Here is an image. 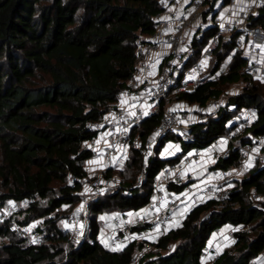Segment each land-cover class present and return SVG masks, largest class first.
I'll use <instances>...</instances> for the list:
<instances>
[{"label": "trees", "instance_id": "1", "mask_svg": "<svg viewBox=\"0 0 264 264\" xmlns=\"http://www.w3.org/2000/svg\"><path fill=\"white\" fill-rule=\"evenodd\" d=\"M159 11V0H0V180L4 185L0 204L11 201L21 206L27 201L12 220L22 226L43 219L46 232L29 246L10 230V221L4 222L0 264H131V256L142 245L107 248L99 241L102 214L109 221L118 213L146 208L156 174L189 148H207L228 130L227 122L237 110L256 106L259 113L250 132L264 135V82L246 84L250 78L240 74L246 59L231 54L234 33L215 50L209 69L213 73L226 68L228 75L180 98L196 107L220 97L224 86L244 82L242 91L227 103L234 109L198 123L192 130L194 145L184 143L182 153L174 157L159 156L165 146V139L160 140L144 169L141 150L131 148L119 172L120 187L90 203L84 239L79 245L72 242L59 221L81 202V181L89 177L86 161L95 156L89 142L99 136L97 125L115 109L135 77L136 50L155 32L153 17ZM249 24L264 29V8ZM212 34L213 30L206 37ZM158 122V116L149 117L133 134L144 142ZM230 156L216 166H239V152ZM113 173L110 168L102 175ZM140 174L143 184L134 187ZM253 193L261 195L259 208L252 203ZM177 223L158 239L148 255L154 257L149 264H264V169L255 166L242 178H234L222 207L218 201H204ZM219 228L236 229L234 246L215 260L201 262L203 248ZM172 244L176 247L169 251Z\"/></svg>", "mask_w": 264, "mask_h": 264}, {"label": "built area", "instance_id": "2", "mask_svg": "<svg viewBox=\"0 0 264 264\" xmlns=\"http://www.w3.org/2000/svg\"><path fill=\"white\" fill-rule=\"evenodd\" d=\"M159 8L161 11L153 17L155 32L136 50L135 77L119 96V100L126 98L131 104L118 105L106 114L97 125L101 128L99 136L89 142L94 155L105 157L110 168H116L119 158L126 159L130 149L135 147L141 150L144 169L160 140L172 137L182 145H194L192 130L198 123L214 120L224 110L231 112L234 109L232 105L227 106L228 102L224 103V96L211 98L194 110L173 108L175 103L181 102L183 94L195 93L197 86L218 82L228 75L226 68L213 73L209 69L215 50L229 41L232 34L237 33L231 54H240L246 59L240 70V74L250 78L246 84L252 86V80L264 82V29L249 24L260 16L264 0H159ZM212 30V36L207 38ZM258 113L256 106L234 112L227 122L228 130L216 136L207 148H189L180 160L166 164L156 174L152 181L151 201L143 213L134 217L130 212H122L111 218V229L106 230V234L112 245L120 248L142 245L131 256V264H149L154 257L148 255L155 250L158 239L166 236L195 206L212 200L222 207L229 200L231 183L237 173L235 168L217 167L220 159H229L232 152L237 151L241 156L240 167L252 158L260 161L259 168L264 169V135L254 136L250 132ZM152 116L159 117L158 126L141 142L140 136L133 132ZM206 151L213 160L208 172L211 179L198 189L187 180L186 173ZM143 181L144 175L140 174L134 187H140ZM81 184L82 212H74L68 221L75 245L81 243L88 228L90 203L120 187L114 176H103L102 172L84 178ZM251 199L259 208L261 195L253 193ZM27 204L24 201L21 206ZM16 206L13 202L8 209L0 211V225L10 221V230L25 239L29 246H35L45 236L44 227L29 231L18 225L12 220L17 213ZM184 209L179 215L178 212ZM235 230H226V235L233 236ZM222 233L219 228L213 236ZM214 253L208 243L201 252V262L211 260Z\"/></svg>", "mask_w": 264, "mask_h": 264}, {"label": "rangeland", "instance_id": "3", "mask_svg": "<svg viewBox=\"0 0 264 264\" xmlns=\"http://www.w3.org/2000/svg\"><path fill=\"white\" fill-rule=\"evenodd\" d=\"M244 86H245V83L244 82H239V83L233 84L231 86H224L223 87V90L225 92H224V94L221 95V96H224L225 97L224 103H227L229 101L230 96L235 95V94H238L239 92H241L242 91L241 89ZM172 144H175V145H178L179 147H182V143L180 141H177L175 139L173 140L172 137H166L165 138V146H164V149L165 150L164 151L166 152L170 147H172ZM205 154L206 153H204L203 155L205 156ZM174 155H175V151L174 150H171V152L169 153V156H174ZM260 163H261L260 161L254 162L252 168H254L255 166H259ZM122 168L123 167H118V166H117V168H114V173L112 175V176H114L115 180L118 181L120 184H121V181H122V176L119 175V172H120V170ZM234 168H235V173H237V176L240 175L239 176L240 178H242L243 176H245L248 173V171L251 169V168L247 169L248 167L246 169H242V167H240V165L237 166V167H234ZM207 172H208L207 169H202V172H201V174L199 176H202V175L205 176V175L208 174ZM88 174H90V173L88 172ZM90 175L91 176H94L96 174L91 173ZM0 186H1L0 187V193H2L4 191V188H3L4 185H2L1 180H0ZM12 203L13 202L9 201V202H7L4 205H1L0 204V211L3 212V209H5V208L8 209ZM16 208H17V212H18L23 207L22 206H16ZM144 211H145V208L139 210V213H143ZM74 212H82L80 203L72 209V212H71V214L69 216H66L62 220L59 221V226H61L64 230L70 232L71 240L74 237V235L70 231V226L68 224V221H69L70 216ZM15 216H17L16 213L14 214V218H15ZM18 216H19L18 217V220H22L23 219L21 213H19ZM105 216H106L105 214H102L100 216V219H101V222H102L103 227H102V231H101V233L99 235V241L102 244H104L107 248L119 250L120 246H114V245H112L111 242L109 241V237L106 234V230H110L111 229V225L109 224V221L110 220L107 221V219H106ZM79 225L81 226V229H82V227H83L82 226V222L79 223ZM40 226H43V219H36V221H33V222L29 223L28 225H22V227H25V229H27L29 231H30V229H35L36 227L38 228ZM224 234H221L223 236L217 238L218 239L217 240L218 244L216 242H214V244H213V240H215L214 237H213V235L210 238L209 243L211 245H215L214 247L212 246L213 249L215 248L214 249V252L215 253H214L213 259L216 258L223 251L230 250L234 246V243H235L234 236H232L230 234L228 235V233H227V235H226V233H224ZM75 235H76V233H75ZM0 241H2V240H0ZM175 247H176V244H172L170 246V248H169V251L170 250H173ZM165 253H167V252L166 251H160V254H165Z\"/></svg>", "mask_w": 264, "mask_h": 264}, {"label": "crops", "instance_id": "4", "mask_svg": "<svg viewBox=\"0 0 264 264\" xmlns=\"http://www.w3.org/2000/svg\"><path fill=\"white\" fill-rule=\"evenodd\" d=\"M236 11V9H234L233 13ZM130 101L129 99H126V98H122L120 99L116 106L118 105H121V106H128L130 105ZM173 108L174 109H181V108H184V109H188V110H194L195 109V106L194 105H191L189 104L188 102L184 101V100H181V102H178V103H175L173 105ZM173 139V138H172ZM174 140V139H173ZM90 144V143H89ZM165 149L163 148L160 152V157L163 158V159H166V158H171V157H174L175 155L179 154V153H182V147H179L178 145H175V144H172V147H170L166 152L164 151ZM171 150H174L175 151V155L174 156H169V153L171 152ZM205 156H201L202 158L199 160V162L193 167L191 168L190 170H188V173L187 174V180L189 182H191L196 188L198 187V189L200 187H204L206 184H208L210 182V177H209V167L210 165L212 164V157H211V154L210 152H205ZM169 156V157H168ZM126 162V159H121L119 158V161H118V167H124V164ZM256 162V160L254 159H249L247 163H245L243 166H242V169H249V168H252L253 167V163ZM117 168V167H116ZM86 169H87V172H89L90 174L93 173V174H100V172H104L105 170L107 169H110L109 167V164H108V161L107 159H105V157H103L102 155L100 156H94L93 158H90L86 161ZM202 169H207L208 170V174L205 175V176H199L202 172ZM89 174V176H91ZM240 176V175H239ZM239 176H237L236 178H240ZM185 209L184 210H180L178 212L179 215H181L182 213H184ZM138 214H141L138 212H134L132 213V215L135 217V215H138ZM223 230V233H226V230L222 229ZM225 235V234H224ZM223 235H217L216 237H214L215 240H213V244L214 242H217V238L221 237ZM216 244V245H217ZM213 247L215 245H212ZM215 249V248H214Z\"/></svg>", "mask_w": 264, "mask_h": 264}]
</instances>
